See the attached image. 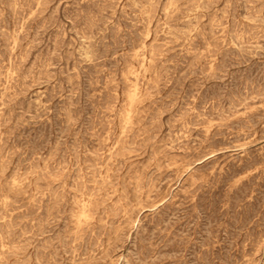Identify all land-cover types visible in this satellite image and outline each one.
<instances>
[{
  "label": "rangeland",
  "instance_id": "rangeland-1",
  "mask_svg": "<svg viewBox=\"0 0 264 264\" xmlns=\"http://www.w3.org/2000/svg\"><path fill=\"white\" fill-rule=\"evenodd\" d=\"M0 264H264V0H0Z\"/></svg>",
  "mask_w": 264,
  "mask_h": 264
},
{
  "label": "bare ground",
  "instance_id": "bare-ground-1",
  "mask_svg": "<svg viewBox=\"0 0 264 264\" xmlns=\"http://www.w3.org/2000/svg\"><path fill=\"white\" fill-rule=\"evenodd\" d=\"M32 12H33V11H32ZM32 12H31V13H32ZM249 21H250V20H249ZM147 23H148V22H147ZM221 31H222V30H221ZM165 35H166V34H165ZM133 53H134V52H133ZM150 54H151V53H150ZM129 72H130V71H129ZM182 128H183V127H182ZM123 132H124V131H123ZM183 137H184V136H183ZM128 146H129V145H128ZM167 146H168V145H167ZM3 158H4V157H3ZM5 196H6V195H5ZM4 203H5V202H4ZM260 203H261V202H260ZM254 263H255V262H254Z\"/></svg>",
  "mask_w": 264,
  "mask_h": 264
}]
</instances>
